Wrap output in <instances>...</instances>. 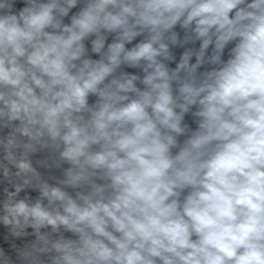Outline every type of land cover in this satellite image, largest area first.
I'll use <instances>...</instances> for the list:
<instances>
[{
  "label": "clouds",
  "instance_id": "clouds-1",
  "mask_svg": "<svg viewBox=\"0 0 264 264\" xmlns=\"http://www.w3.org/2000/svg\"><path fill=\"white\" fill-rule=\"evenodd\" d=\"M0 264H264V0H0Z\"/></svg>",
  "mask_w": 264,
  "mask_h": 264
}]
</instances>
